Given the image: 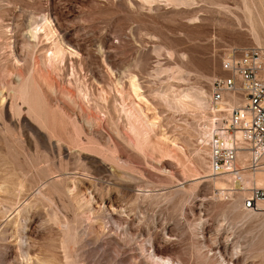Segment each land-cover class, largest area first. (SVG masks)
Returning a JSON list of instances; mask_svg holds the SVG:
<instances>
[{
  "label": "rangeland",
  "instance_id": "374dc122",
  "mask_svg": "<svg viewBox=\"0 0 264 264\" xmlns=\"http://www.w3.org/2000/svg\"><path fill=\"white\" fill-rule=\"evenodd\" d=\"M249 14L0 0V264H264V203L209 177L201 129L221 62L264 49Z\"/></svg>",
  "mask_w": 264,
  "mask_h": 264
},
{
  "label": "built area",
  "instance_id": "2783aa9c",
  "mask_svg": "<svg viewBox=\"0 0 264 264\" xmlns=\"http://www.w3.org/2000/svg\"><path fill=\"white\" fill-rule=\"evenodd\" d=\"M221 70L209 86L202 145L209 177H228L232 186L244 176L264 173V49L233 50ZM245 192L243 210L255 211L264 203V187L252 184Z\"/></svg>",
  "mask_w": 264,
  "mask_h": 264
},
{
  "label": "bare ground",
  "instance_id": "6f19581e",
  "mask_svg": "<svg viewBox=\"0 0 264 264\" xmlns=\"http://www.w3.org/2000/svg\"><path fill=\"white\" fill-rule=\"evenodd\" d=\"M242 3H243L244 10L246 11V13L249 16H251L249 14L250 11L254 12L256 15H257L258 9H261L262 11H264V0H242ZM54 49H55L54 50L55 52L51 53L52 57L56 56V55H63L64 50L61 47L60 43H56ZM69 54L74 55L73 53H69ZM129 88H130V93L132 94V97H134L137 100L136 103L142 104V96L140 95V89L134 84V82H130ZM184 98L189 100L188 96H185ZM197 103L199 104L198 101H197ZM207 105H206V107H208ZM201 129L203 130V128H201ZM204 133L205 132H203V136H205ZM202 143H203V141H202ZM221 178H228V177H221ZM252 184H255V186H257V187H264V173L260 172V173L256 174L254 176V178H252L251 176H244L243 180L241 182L233 184V188H234V190L236 189V190H240V191H242V190L245 191V190L249 189L252 186ZM160 260L162 262H164L163 259H160Z\"/></svg>",
  "mask_w": 264,
  "mask_h": 264
}]
</instances>
